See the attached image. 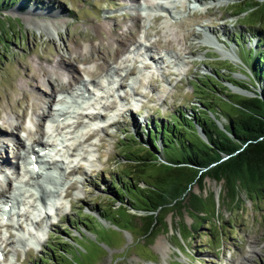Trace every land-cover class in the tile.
<instances>
[{
  "label": "rangeland",
  "instance_id": "374dc122",
  "mask_svg": "<svg viewBox=\"0 0 264 264\" xmlns=\"http://www.w3.org/2000/svg\"><path fill=\"white\" fill-rule=\"evenodd\" d=\"M250 3L251 0H17L1 11L2 17L11 22L0 37V172L7 174L5 182L13 171L10 167L19 148L31 137L45 133V128L51 129L47 125L43 130L41 114L62 88H75L83 77L95 79L103 70L102 78L106 77L114 66H120L114 81L119 76L123 83L111 94L99 97L96 107L100 108L96 110L102 115L94 124L77 112L69 114L71 121L65 134L76 132L75 141L79 142L75 145L78 153L73 151L64 163L72 172H63L57 191L54 188V195L45 193L47 203L39 210L33 209L31 202L23 204L26 210L32 206L31 218L26 216L24 222L11 229L0 221V242H9L10 249L4 264H39L47 252L46 245L55 241L57 234L62 237H57L60 241L67 240L64 231L68 224L72 234H78L75 227H80L85 236L70 243L72 247L68 248L67 260H60L62 264H264V202H253L241 193L242 204L233 205L223 199L222 182L206 178L203 188L194 184L190 191L205 197L203 208L186 206L177 213L167 212L164 228L156 230L159 233L153 239L139 236L137 217L142 211L130 205L111 206L106 199L112 175L125 179L122 172L131 169L122 158L129 135L139 133L146 139L144 131H150L153 121H169L179 108L190 113L200 98L228 108L227 103L219 101V95L203 94L200 85L193 90L190 81H205L204 75L214 73L231 94H239L234 91L236 86L226 80L228 74L234 79H246L238 49L229 38L236 31L245 33L247 24L258 23L255 29L264 33V20L259 23L252 15L247 18L246 12L237 14ZM112 28H117L120 40L115 39ZM121 40L124 45L118 42ZM139 44H146L148 51H140V47L136 49L142 53L134 50ZM255 44L256 39H252L244 46L253 48ZM144 52L151 53L153 61L163 56L156 62L158 67L141 66L145 64ZM127 64L133 74L128 71L125 77L121 71ZM35 71L39 76L30 83V74ZM24 93L29 98L26 101L22 99ZM34 102L38 106H33ZM83 119L89 122L76 127ZM223 121L221 115L218 122ZM14 126L18 127L13 129ZM69 152L68 149L66 154ZM63 158H67L65 154ZM152 172L156 169L147 173ZM5 187L0 180V189ZM101 208L108 212L102 213L106 219L98 212ZM76 210L79 214H95L100 220L97 229L87 230L80 225L87 221H81V217L76 220ZM210 231L215 235L212 240ZM199 232L205 235L199 237Z\"/></svg>",
  "mask_w": 264,
  "mask_h": 264
},
{
  "label": "trees",
  "instance_id": "16d2710c",
  "mask_svg": "<svg viewBox=\"0 0 264 264\" xmlns=\"http://www.w3.org/2000/svg\"><path fill=\"white\" fill-rule=\"evenodd\" d=\"M15 1L0 0V37L6 34L5 27L11 26L1 11ZM245 12L247 18L252 15V19L261 23L264 1L251 0L237 14ZM246 26L245 33L236 31L229 38L238 49L237 56L246 79H234L228 74L226 80L253 92L254 96L231 94L223 80L210 73L204 75L205 81H190L192 89L196 91L200 85L203 94L219 95L222 99H217L225 105L227 103L228 108L199 97L191 106L192 112L179 108L171 114L169 121H153L150 131H144L146 139L139 133L129 135L122 158L131 169L122 172L125 179L121 175H112L106 187L110 194L106 199L111 206L115 203L118 208L130 205L142 211L137 217L142 238L149 236L153 239L164 228L163 219L169 211L177 213L186 206L195 210L203 208L201 202L205 197L201 198L190 190L194 184L203 188L206 178L222 182L223 199L233 205L242 204L241 193L253 202H264V33L262 29H255L259 27L258 23ZM252 39H256L255 46L246 49V43ZM218 112L225 118L222 126L217 122L221 116ZM154 169L156 172L147 173ZM104 210H98L102 219H106L103 214H108ZM76 212V220L81 217V221H87L79 222L80 225L87 230L97 229L96 223L100 220L92 213ZM68 227L64 231L67 240L60 241L62 237L57 234L59 239L55 237V241L46 245L47 252L40 257L39 264H62L60 260H67L68 248L72 247L70 243L85 236L80 227H75L76 235ZM197 235L202 237L205 234L199 232ZM209 235L211 240L215 237L211 231ZM206 244L211 246L210 241Z\"/></svg>",
  "mask_w": 264,
  "mask_h": 264
},
{
  "label": "bare ground",
  "instance_id": "6f19581e",
  "mask_svg": "<svg viewBox=\"0 0 264 264\" xmlns=\"http://www.w3.org/2000/svg\"><path fill=\"white\" fill-rule=\"evenodd\" d=\"M123 17H124V16H123ZM123 17H122V18H123ZM155 18H157V17H155ZM136 20H138V17H136L135 21H136ZM155 20H156V19H155ZM113 23H114V22H113ZM136 23H137V22H136ZM134 25H136V24H134ZM102 27H103V26H102ZM133 27H134V26H133ZM101 29H102V28H101ZM114 30H115V32H113ZM134 31H135V30H134ZM131 32H132V31H131ZM136 32H137V31H136ZM136 32H135V33H136ZM112 33H113V36H115V39L120 40V38H118L117 28H112ZM127 33H128V32H127ZM127 33H126V34H127ZM129 33H130V32H129ZM131 34H132V33H131ZM119 36H120V35H119ZM132 36H133V34H132ZM128 37H129V35H128ZM128 37H127V38H128ZM131 38H132V37H131ZM135 38H136V37H135ZM124 40H125V39H124ZM133 40H134V39H133ZM145 40H146V39H145ZM155 41H156V40H155ZM157 41H158V40H157ZM216 41H218V38L216 39ZM118 42L121 43L122 45L125 44L122 40H121V41H118ZM127 43H128V42H127ZM151 43H152V42H151ZM151 43H150V45H151ZM156 43H157V42H156ZM107 44H108V43H107ZM109 44H110V43H109ZM159 44H160V43H159ZM150 45H149V46H150ZM104 46H105V45H104ZM117 47H118V46H117ZM106 48H107V47H106ZM115 48H116V47H115ZM113 49H114V48H113ZM98 50H99V49H98ZM120 51H121V49H120ZM113 52H115V51H113ZM117 55H118V54H117ZM79 58H80V57H79ZM116 58H117V57H116ZM103 59H104V58H103ZM106 59H107V58H105V60H106ZM83 60H84V59H83ZM83 60H82V61H83ZM108 60H111V59H108ZM153 60H154V58H153ZM104 62H105V61H104ZM104 64H105V63H104ZM106 64H107V63H106ZM108 64H109V63H108ZM41 68H42V67H41ZM123 69H124V68H123ZM123 69H122V70H123ZM124 70H125V69H124ZM46 72H47V71H44L42 74L46 76ZM27 73H28V72H27ZM40 74H41V73H40ZM56 74H57V75H56V78H59V77H60V74H58V73H56ZM95 74H96V73H95ZM37 75L39 76V74H37L36 71H35L34 73H31V74H30V77H29L30 83H32L34 80H36V78L38 77ZM92 75H93V74H92ZM56 78H55V79H56ZM53 80H54V79H53ZM69 81H70V80H69ZM71 81H72V80H71ZM55 82H56V81H55ZM42 84H43V83H42ZM69 84H70V83H69ZM120 85H122V83H120L118 86L120 87ZM21 88H23V87H21ZM62 89H63V88H62ZM27 90H28V89H27ZM53 91H54V90H53ZM87 91H88V89H87ZM27 98H28L27 93H24L22 99H24V100L26 101ZM28 99H29V98H28ZM20 102H21V101H20ZM47 102H48V101H47ZM40 103H41V102H40ZM49 103H50V102H49ZM26 104H27V103H26ZM28 104H29V103H28ZM39 105H40V104H39ZM22 106H23V105H22ZM27 106H28V105H27ZM33 106H38V103H37V102H34V103H33ZM14 107H15V106H14ZM18 107H19V105H18ZM104 107H107V108H108V106H107L106 104L104 105ZM29 109H30V108H29ZM16 110H18V109H16ZM14 111H15V110H14ZM33 111H35V110H33ZM15 112H16V111H15ZM44 112H45V111H44ZM44 112H43V113H44ZM22 113H23V112H22ZM35 113H36V112H35ZM35 113H34V114H35ZM43 113H42V114L40 113V114L43 116V115H44ZM14 114H15V113H14ZM85 116H86V115H85ZM97 116H98V115H96V114L93 113V111H92V112H90V113L87 115V118L90 119V120H93V119H96ZM17 117H18V116H17ZM24 117H25V116H24ZM16 122H17V121H16ZM2 123H3V122H2ZM21 124H22V123H21ZM14 127H15V128H14ZM14 127H13V129H16L18 126H17V127L14 126ZM5 129H6V128H5ZM11 129H12V128H11ZM6 130H7V129H6ZM35 140H36V139H35ZM33 141H34V140H33ZM43 148H45V146H44ZM3 160H4V159H3ZM4 163L6 164L5 161H3V164H4ZM46 163H49V162H46ZM55 168H57V167H55ZM33 173H34V171H33ZM43 192H44V191H43ZM1 193H2V192H1ZM44 194H45V192H44L42 195H44ZM34 195H35V194H34ZM36 197H37V200H42V198H40L41 196L39 197L38 195H36ZM12 199H13V198H12Z\"/></svg>",
  "mask_w": 264,
  "mask_h": 264
},
{
  "label": "water",
  "instance_id": "95a60500",
  "mask_svg": "<svg viewBox=\"0 0 264 264\" xmlns=\"http://www.w3.org/2000/svg\"><path fill=\"white\" fill-rule=\"evenodd\" d=\"M234 91L235 92H237V93H239V94H241V95H245V96H254V93L253 92H251V91H247V90H244V89H239L238 87H236V89H234ZM218 122V121H217ZM218 124L220 125V126H222V123H219L218 122Z\"/></svg>",
  "mask_w": 264,
  "mask_h": 264
}]
</instances>
